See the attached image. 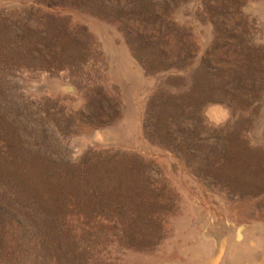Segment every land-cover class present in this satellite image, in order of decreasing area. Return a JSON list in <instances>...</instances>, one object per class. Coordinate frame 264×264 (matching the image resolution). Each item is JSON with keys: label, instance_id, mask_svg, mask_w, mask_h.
Instances as JSON below:
<instances>
[{"label": "rangeland", "instance_id": "374dc122", "mask_svg": "<svg viewBox=\"0 0 264 264\" xmlns=\"http://www.w3.org/2000/svg\"><path fill=\"white\" fill-rule=\"evenodd\" d=\"M222 198L264 223V0H0V264L191 262Z\"/></svg>", "mask_w": 264, "mask_h": 264}, {"label": "bare ground", "instance_id": "6f19581e", "mask_svg": "<svg viewBox=\"0 0 264 264\" xmlns=\"http://www.w3.org/2000/svg\"><path fill=\"white\" fill-rule=\"evenodd\" d=\"M216 112H217V109H216ZM213 114L214 113H212V111L209 112L210 116H213ZM221 114H222V111H221ZM217 116H218V114H217ZM220 117H222V116H220ZM144 150H146V149H144ZM172 159H174V158H172ZM222 201H223V198L221 199V203H222ZM204 205H206V203ZM225 206H226V204H225ZM217 209H218V207H217ZM217 209L212 207V203L211 204L207 203V207L204 208V211H206V213H208L207 217L211 221V224H209V226L207 225L208 227L206 230H203L202 237L200 236L199 240L197 242L198 244L194 248L191 249V252L189 251L190 253H188V255H190V254L191 255L187 259L191 260V262L182 263L183 261H180L181 259H179V261L176 262V264H264V223L258 222L254 226L251 224L245 225L243 222H239V220L232 219V217H230L231 213H230L229 217L232 220H234V222L233 221L229 222L230 218H228V213H227V210L224 207L223 203L221 204L220 209H218V210ZM196 210L198 212L203 211V210L201 211V209L198 206L196 207ZM202 215L204 216V214H202ZM212 220H214L213 223H212ZM190 221L188 220V222H190ZM241 221H243V220H241ZM199 223H201V222L199 221ZM183 226H185V225H183ZM186 227H187V225H186ZM239 230L243 231L242 239L238 238L239 237ZM192 231H194V230H192ZM193 233L191 232L190 234H193ZM228 233H229V236H228L229 247H228V250L226 251L225 255L223 256V259L220 260L221 248H217V245H219L222 241H225L226 235ZM194 239H195V237H194ZM223 245H225V244H223ZM218 247H220V246H218Z\"/></svg>", "mask_w": 264, "mask_h": 264}]
</instances>
